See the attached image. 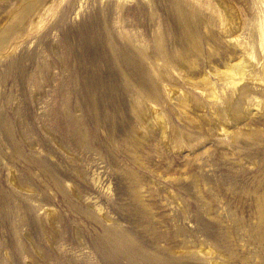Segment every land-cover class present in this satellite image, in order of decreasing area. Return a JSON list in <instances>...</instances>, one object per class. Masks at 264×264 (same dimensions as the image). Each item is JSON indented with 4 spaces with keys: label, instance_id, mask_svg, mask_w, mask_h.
I'll return each mask as SVG.
<instances>
[{
    "label": "rangeland",
    "instance_id": "374dc122",
    "mask_svg": "<svg viewBox=\"0 0 264 264\" xmlns=\"http://www.w3.org/2000/svg\"><path fill=\"white\" fill-rule=\"evenodd\" d=\"M261 4L0 0V264H264V84L240 81L259 104L226 123L233 139L209 107L192 105L189 120L169 98L192 91L183 72L221 68L247 46L262 58L250 49ZM120 52L160 80L153 101ZM95 74L115 83L116 106L87 101ZM138 99L149 105L139 117Z\"/></svg>",
    "mask_w": 264,
    "mask_h": 264
},
{
    "label": "bare ground",
    "instance_id": "6f19581e",
    "mask_svg": "<svg viewBox=\"0 0 264 264\" xmlns=\"http://www.w3.org/2000/svg\"><path fill=\"white\" fill-rule=\"evenodd\" d=\"M260 1L262 3L259 6V15L261 18H259L257 24L255 25L254 35H253V38L251 40L250 49L254 45L259 46V48H261V50H262V58L257 60V62H253L252 61V54H251L252 49L250 51L249 47L247 46V47H244L243 49H241L242 55H244V56H242V57L241 56H234V55L229 56L228 59L224 60L223 67H221V68L218 66H214V68L211 67L213 69L210 68L209 70L208 69L204 70L203 72H200V74H198V76H196V77H190L187 73L183 72V74H181V75H182L183 79L186 81V83L188 84V86L189 85L191 86L193 92L181 88L180 90L177 91V93L174 96L169 97L170 100H172L174 102L175 107H177V109H179V111L181 113H183L186 116V118H188L189 120H190V115L188 114V108L192 107V105L197 106V107H201V108L209 107L212 111L211 114H212V117L214 119V124H215L216 129L218 131H221L224 136H227L230 139H233V137H235L238 133L234 130L229 129V127L226 125V123L230 122L233 124V122L236 123L240 119L247 118L250 114L254 113V111H252V110L256 109L255 106H258V104H259V100L258 99L256 100V96L251 95V89H250L249 85H247V84L246 85H240V81L252 79V81L255 80V82L257 81V82H261L264 84V0H260ZM232 18H233V16L227 12V19L226 20L230 21V24L234 23ZM189 19H190V16H188L187 14L182 12L181 10L179 11L177 21H179V23L181 24L182 29L184 30V34L186 36L191 35L193 33L192 28H190V25H189ZM232 27L228 30L229 31L233 30ZM225 29H226V27H225ZM181 32H182V30H181ZM6 33H7L6 28L2 29L0 31V39L6 40L8 38V35ZM225 35H229V40L235 46L241 45V43L239 42V40L236 37L231 36L229 33H227V34L225 33ZM191 40H192V37H191ZM157 41L158 42L160 41L159 37H157ZM188 44H191V43H188ZM182 45H184V44H182ZM186 46H187V44H186ZM189 46H191V45H189ZM179 48H180V46H179ZM187 49H189V48H187ZM122 50H124V49H122ZM184 50L185 49L182 46L179 50H177L176 54L179 56L182 55V57H183ZM113 51H114V49H113ZM115 51L117 52V50H115ZM129 51L130 50H128V52ZM129 53L131 54V52H129ZM129 55L126 53L120 52L117 55L118 57L114 56V59L117 58V60L124 61V63L125 62L130 63L129 65H131V69H132L131 74L134 77L137 84L139 85V87L145 91L144 93L147 94V98L149 97V99L150 98L152 99L153 97H156L157 94L161 90L160 88H158L160 80H158V78H154L152 75H151L152 77L150 76V74L148 72L149 70L147 71V69L144 68V66L146 64L144 66L141 65L139 63L138 59H136L135 57H130ZM160 56H163V55H160ZM173 57L177 58V56H173ZM187 57H188V55H187ZM187 57L185 56L186 59L190 60L189 57L188 58ZM164 58H166V56ZM180 59L181 58H179V62L182 60V59L181 60ZM186 59H184L183 61H185ZM176 61H175V63H176ZM187 62L188 61H186V63ZM142 64H144V63H142ZM177 65H179V64L177 63ZM209 73H212V74H209ZM159 74H160V72H159ZM111 76H112L111 78L114 79L113 73H111ZM158 77H160V76H158ZM111 78L109 80H112ZM98 80H99V75L95 74L91 78V80L89 81V83H88L89 85H87V86L89 88H91V87H93V88L90 89V93H89V96L87 97V101L90 104L92 103L93 105L100 108L103 105H106V101L108 100V96H109V98H112L111 104L113 105V103H114L113 101L116 99V98L114 99V96H116V94L113 92L115 87L113 89H111V88L113 87L112 85H115V83L111 82L112 85H110V84L104 85L103 84L102 86H100V83L98 82ZM125 83L128 84V82H125ZM116 84H117V82H116ZM125 86H126V84H125ZM127 87H130V86L127 85ZM127 87H125V88H127ZM112 94H113V97H112ZM118 98H119V96H118ZM144 100H145V98H144ZM153 100H154V98L152 99V101ZM139 101H141V100H139ZM108 103H109V101H108ZM140 103H142V104H140ZM140 103L134 104V106H135L134 109H137L138 117L141 116L140 114L142 113V109L147 108V106H149V105H147V106L144 105L143 101H141ZM114 106H116V103H114ZM112 110H115V109L112 107ZM151 111H152V117L151 118H153L154 122L159 124L162 121V116H161L160 112H157L154 110H151ZM200 115H202V114H200ZM192 118H193V120H192L193 126L198 128L200 126L199 120H197L195 117H192ZM252 131L253 130H250V131L248 130V133H251ZM161 132H162L163 136L166 134V126H163L161 128ZM175 132H172V134ZM174 137L177 138L175 134H174ZM125 244H127V243H125ZM116 250H117V254H119V255L123 254L126 257L128 256L129 253L134 252L131 245L126 246L123 244H120L118 247H116ZM205 252L208 253V250H205ZM128 259L130 261L129 264H138L137 262L134 261L133 254H132V258L128 257ZM146 261H148V264H156L154 262H151L148 259H144V262H146ZM213 262H215V261H213Z\"/></svg>",
    "mask_w": 264,
    "mask_h": 264
}]
</instances>
